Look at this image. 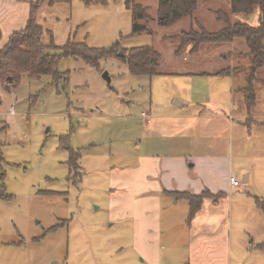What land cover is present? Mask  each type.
Here are the masks:
<instances>
[{
  "label": "rangeland",
  "instance_id": "374dc122",
  "mask_svg": "<svg viewBox=\"0 0 264 264\" xmlns=\"http://www.w3.org/2000/svg\"><path fill=\"white\" fill-rule=\"evenodd\" d=\"M132 1L147 10L149 20H140V24L149 33L131 35L133 12L126 0L90 5L71 0L54 7L46 0L37 14L45 28L43 43H51V31L58 46L69 40L96 48L117 42L126 49L151 46L162 57L158 74L133 75L115 57L102 58L99 68L70 56L59 63L66 82L25 75L18 89L9 91L0 79V191L5 193L0 192V264H142L130 222L112 219L113 170H125L143 151L171 149V139L193 140L191 131L174 134L177 121L173 114L190 112L192 102L201 104L213 96L209 83L216 80L217 71L249 61L243 54L247 49L244 39L204 45L198 55H191L190 47L182 56L175 55L180 40L174 36L198 29L195 21L210 32L224 27L214 10L229 15L228 0L201 1L194 16L170 26L159 24V0ZM231 18L245 19L241 14ZM106 72L110 81L104 77ZM177 100H185V105L177 108ZM11 106L14 115L9 113ZM195 109L211 112L204 105ZM255 131L250 125L247 136L239 129H220L204 134L190 148L200 150L203 142L230 143L236 157L244 148L248 168L254 177L260 176L256 154L263 148ZM139 139L144 144L138 149ZM73 152L79 153L78 167L70 162ZM261 175L252 185L238 177L240 186L228 192V198L232 197L225 203L229 218L220 231L226 238L225 252L215 263L264 264V247H260L264 244V210L256 202V197L264 201L262 171ZM188 209L185 199L163 206V217L172 218L173 223L169 227L166 222L162 233L160 264L193 263Z\"/></svg>",
  "mask_w": 264,
  "mask_h": 264
},
{
  "label": "crops",
  "instance_id": "0c3cea01",
  "mask_svg": "<svg viewBox=\"0 0 264 264\" xmlns=\"http://www.w3.org/2000/svg\"><path fill=\"white\" fill-rule=\"evenodd\" d=\"M31 2L32 0H0V28L3 33L0 49L8 43L15 31L26 27L31 15ZM200 3L201 1L198 9ZM203 5L201 4V7ZM229 14L231 15V7ZM258 19L257 11L249 21L258 24ZM220 23L225 27L224 22ZM201 51L202 48L199 54ZM227 56L228 54L224 58ZM258 77L264 81V67L259 70ZM209 84L214 88V91H211L213 96L201 104L192 102L190 112L173 114L177 121L174 134L186 135L191 131L194 132L193 140L180 139L174 142L171 139V149L158 153L143 151L125 170H113L111 184L116 191L111 196L112 219L123 223L130 222L134 247L143 256L142 264L162 262V233L166 222L169 227L173 223L172 218L163 217V206L178 203L168 192L200 194L206 189L214 194L225 192L227 197L217 203L212 199L205 200L190 225L187 222L189 206L186 225L190 237V256L192 264H217L216 260L224 256L225 252L226 238L220 231L223 230L221 227L226 226L229 218L230 209L225 206L228 202V192L241 184L240 182L239 185H233L232 178L239 181L238 177H242L244 184L252 185L257 182L256 177L262 176L261 171L264 174V84L256 85L257 99L250 109L246 107L243 95L237 91L245 84L243 73L217 76L216 80ZM184 105L185 100H177L175 106L180 108ZM199 105H204L206 110L211 112H194ZM249 125L255 127L256 137L262 142L263 149L256 154L262 169L258 172L260 176L255 174L254 177L252 170L248 168L249 159L248 154L244 153V148L239 149V152H243L239 153L238 157L233 154L230 143L226 146L211 141L203 142L200 150L190 148L204 134H215L216 131L220 132V129L225 131L227 128L230 132L239 129L240 133L243 131L244 136H247L246 127ZM146 126H151V121L147 120ZM142 144L144 140L139 139L136 148H141ZM187 147L188 150L185 151Z\"/></svg>",
  "mask_w": 264,
  "mask_h": 264
},
{
  "label": "trees",
  "instance_id": "16d2710c",
  "mask_svg": "<svg viewBox=\"0 0 264 264\" xmlns=\"http://www.w3.org/2000/svg\"><path fill=\"white\" fill-rule=\"evenodd\" d=\"M46 0H32L31 15L26 27L15 31L9 38L8 43L0 49V79L9 91H16L20 86L23 76L41 79L48 76L53 82L61 83L67 81L66 73L59 70L62 57H81L89 64L101 67L102 58L115 57L122 60L129 68L131 74L136 76H154L158 74L161 54L151 46H140L131 49L123 48L120 42L108 48L91 47L85 42H74L69 40L64 46L55 44L53 34L49 45L43 43L45 28L38 22V11ZM85 4H107L108 0H82ZM120 1V0H114ZM200 1L205 0H159L158 14L159 24L170 26L182 18L194 16ZM231 7V15L241 14L245 19L232 20L231 15L222 10H214L216 19L225 23V27L217 32H210L204 26L195 21L198 29L192 27L189 31H183L174 36L180 40V46L175 51L177 57L182 56L187 47L190 54L197 55L204 45H222L232 43L235 40L244 39L247 49L243 53L249 59L244 65L234 68H225L217 71L214 75L224 76L233 73L245 76V84L238 88L243 95L246 107L252 108L256 103V85L264 81L258 77V72L264 67V0H228ZM71 0H49V6L54 7L61 3H70ZM127 7L133 12L132 36L149 33L146 25L140 24V20H149L147 10L132 0H126ZM259 12L258 24H252L250 17ZM3 33L0 28V39ZM61 49L60 53L55 50ZM11 84V85H10ZM2 142L0 140V166L2 158ZM79 153L73 152L71 164L77 166ZM1 194H5L3 190ZM177 200L185 199L189 202L190 211L188 224L190 225L196 214L202 208L205 200L212 199L215 203L227 197L225 192L217 194L209 189L200 194L191 192H168ZM259 207L264 210V201L256 197ZM264 247V244L260 245Z\"/></svg>",
  "mask_w": 264,
  "mask_h": 264
},
{
  "label": "built area",
  "instance_id": "2783aa9c",
  "mask_svg": "<svg viewBox=\"0 0 264 264\" xmlns=\"http://www.w3.org/2000/svg\"><path fill=\"white\" fill-rule=\"evenodd\" d=\"M9 113L12 114V115L15 114V108H14V106H11L10 107ZM232 183H233V185H239V181H237L235 178H232Z\"/></svg>",
  "mask_w": 264,
  "mask_h": 264
},
{
  "label": "water",
  "instance_id": "95a60500",
  "mask_svg": "<svg viewBox=\"0 0 264 264\" xmlns=\"http://www.w3.org/2000/svg\"><path fill=\"white\" fill-rule=\"evenodd\" d=\"M104 77L107 79V80H111V78H110V76H109V74L106 72L105 74H104Z\"/></svg>",
  "mask_w": 264,
  "mask_h": 264
}]
</instances>
